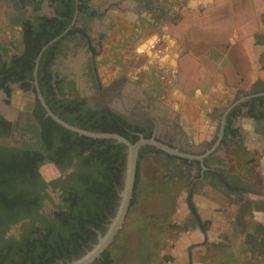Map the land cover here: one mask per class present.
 <instances>
[{
	"label": "flooded vegetation",
	"instance_id": "flooded-vegetation-1",
	"mask_svg": "<svg viewBox=\"0 0 264 264\" xmlns=\"http://www.w3.org/2000/svg\"><path fill=\"white\" fill-rule=\"evenodd\" d=\"M126 2L135 6L149 4L145 12L157 11L164 22L169 18L163 9L161 11L163 6L157 0H0V149L35 151L39 158L35 167L37 191L34 203L29 208L5 215L0 221V253L7 254L10 250L13 261H19L23 254H27L35 262L44 253L45 260H40V264H59V261L77 258L96 241L97 231H104L105 223L114 212L117 191L111 213L101 223L102 228L89 226L91 232H82L74 238L70 228L61 226V218L69 209L70 194L76 190L74 179L91 170L93 165L83 160L89 150H82L81 145L75 143L74 135L67 136L60 131L56 124L63 130L69 129L56 122L44 105L61 118L54 107L72 112L75 108L65 105H75L74 100L89 97L92 89L98 87L96 58L101 53L105 37L104 18L109 9L122 8ZM122 93V89L116 93L115 101L120 109L118 116L124 118L126 124L140 125L138 121L124 117ZM261 96H264V83L254 86L245 98L238 96L219 116L209 141L199 144L188 138L185 140L184 131L178 129L174 119H168V129L177 134L174 142L160 137L156 118L145 113H140L146 122L141 131L129 129L112 112L111 116H116L112 120L124 129V133H113L131 142L137 141L140 134L144 138L153 137L183 152V155H176L149 144L139 149V154L143 150L146 157L155 159L168 171L165 178L171 180L174 177L185 182L190 201L193 193L202 188V183L233 201L250 184L232 171L224 172L231 164L228 158L233 159L227 147L229 144L236 149L243 147L242 120L245 118L254 121L255 130H264V101L259 104L254 100ZM145 98L142 105H151L153 99ZM246 151L244 148L240 156ZM46 164L53 170L48 177L40 171ZM204 222L195 208L194 213L189 208L186 224L206 229L208 225L204 226ZM59 247L65 252L55 253ZM102 253L91 263L98 264Z\"/></svg>",
	"mask_w": 264,
	"mask_h": 264
},
{
	"label": "rangeland",
	"instance_id": "rangeland-1",
	"mask_svg": "<svg viewBox=\"0 0 264 264\" xmlns=\"http://www.w3.org/2000/svg\"><path fill=\"white\" fill-rule=\"evenodd\" d=\"M157 2L163 6L161 11L163 9V13L169 16L167 18L169 20L171 17L167 7L172 6L173 9V6L176 7V4L181 0H157ZM148 7L149 4L141 3L139 6H135L131 2H126L122 8L112 7L108 10L104 18L105 37L102 41L101 53L96 58L98 87L95 90L92 89V94L89 97L72 100L76 103L75 105L65 106L83 110L105 125L112 126V119L116 117L111 116L112 112L117 116L120 114L119 103L115 101L116 93L122 89L124 117L140 123V125L132 126L126 124L124 118L118 116L129 129L144 130L146 122L143 119L145 116L140 113H145L156 118L157 134L174 142L173 138L177 134L168 129V119H174L178 129L184 131V139L188 138L190 142L199 144L201 142L193 141L198 129L206 127V135L211 137L212 130L218 124L219 116L222 115L224 109L236 101L238 96L245 98L248 92L246 89L243 91L229 89L226 92L221 91L222 95L211 97V101L208 102L204 101L202 96L200 97L198 90L193 89L195 87L193 80H191V84L189 82L187 84L183 79H180V82L179 74L174 70L175 64L172 62L173 68H171L166 62L170 39L163 28L165 22L159 18L157 11L152 14L145 12L144 9ZM103 86L104 88L101 89ZM183 87H185L184 90H188V93H178ZM193 92L196 94L194 95ZM145 97L153 99L151 105H142V101L147 99ZM190 118L196 119V122H191ZM242 123L246 128H242L243 147L236 149L234 145H228L227 149H230L233 159L228 158L231 164L226 170H229L237 160H241L245 170L257 180V185L263 186V189L256 188V191L254 190L251 196H247L246 199L238 198L228 201L233 203L237 200V205L233 203L231 204L233 208H221L220 210L227 215V218L225 220L223 217L224 220L215 221L211 229L219 243L212 247L199 248L197 251L195 247L190 246L188 248V264H197V262L199 264H226L227 261L230 264H264V245H260L258 241L262 235L264 236V201H262L264 200V182L261 176V174L264 175V169H261L259 165L261 159L259 152L264 150V135L255 137V141L251 143L248 139L249 133L247 134V128H252L249 124L251 121L245 118ZM248 146L254 147L252 151L255 154L250 163H247L248 157L253 153L246 151L240 156V152ZM140 163L143 168L147 162L140 160ZM51 167L46 164L40 168L44 177L53 174ZM142 182L139 183L141 190L139 187L136 194L143 202L153 200L152 203H155L159 198L169 196L162 191L155 190L153 186V189L144 191L141 186ZM148 192H150V197H148ZM128 210L125 215V223ZM122 236L123 233L120 238ZM115 237L108 248L113 245ZM221 243L223 244L221 245ZM153 263L156 264V262ZM128 264L139 263L134 259Z\"/></svg>",
	"mask_w": 264,
	"mask_h": 264
},
{
	"label": "crops",
	"instance_id": "crops-1",
	"mask_svg": "<svg viewBox=\"0 0 264 264\" xmlns=\"http://www.w3.org/2000/svg\"><path fill=\"white\" fill-rule=\"evenodd\" d=\"M171 7H167L171 18L165 21L163 27L170 39L166 62L171 68V63L175 64L174 70L179 74V81L183 79L191 84L193 80V89L198 90L200 97L208 102L221 91L246 89L249 92L254 86L264 83V0H181L176 7ZM184 88L178 93H188ZM190 121L196 122V119L190 118ZM250 121L252 128H247V134L252 143L255 137L264 135L261 134L264 130H255L254 121ZM206 132V127L199 128L193 141H209ZM253 149V146L246 148L247 152L253 153L247 163L254 158ZM259 154V165L264 169V150ZM159 168L161 166L157 161H149L142 168V174L157 179ZM163 170L167 175L168 171ZM231 171L250 184L248 189L244 188L238 195L239 199L250 197L256 188L263 189L245 170L241 160H237L229 170H224ZM261 176L264 182V175ZM180 181L182 185L169 216H154V222L148 223L145 228L147 246L142 253L147 264H188L190 246L197 251L219 243L217 236L211 232L212 225L219 219L226 220L227 215L221 208H233V203H229L221 193L207 183H202V188L193 193L191 202L198 217L205 221L203 225L208 226L202 229L199 225L186 224L189 208L185 182L173 177L168 183L173 187ZM234 204L237 205L236 202ZM160 221H163V226ZM170 224L173 227H169Z\"/></svg>",
	"mask_w": 264,
	"mask_h": 264
},
{
	"label": "trees",
	"instance_id": "trees-1",
	"mask_svg": "<svg viewBox=\"0 0 264 264\" xmlns=\"http://www.w3.org/2000/svg\"><path fill=\"white\" fill-rule=\"evenodd\" d=\"M254 100L261 104L264 101V96L257 97ZM54 109L60 113L61 118L81 128L124 133L123 127L117 124L115 120L111 122V125L115 126L112 127L105 125L87 112H79L77 109L71 112L59 107H54ZM56 127L60 131L65 132L67 136L74 135L75 143L81 145L82 150H89L88 155L84 156L83 160L84 162L90 161L93 165L91 170L79 174L74 179L76 190L74 191L75 193L70 194L69 209L65 212L64 218H61V226L70 228L71 237L76 238L75 236L80 235L82 232H91V229L88 228L89 226L102 228L101 223L106 215L111 213L113 201L116 197L115 187H121L125 153L122 151L123 146L112 143L113 140L111 139H94L80 136L72 131L61 129L57 124ZM38 159V154L35 151L19 149L4 151L0 149V221L5 215L14 213L17 209L29 208L34 203V194L37 191L34 176ZM140 160L156 162L155 159L146 157L143 150L140 151L136 165L132 198L124 229L122 228L117 233L113 245L103 251L98 264H128L129 261L134 259L139 264H147L142 253L147 246L145 228L148 223L154 222L152 219L154 216L169 214L180 191L182 182L175 183L171 187L168 180H165L166 172H164L162 167L159 168L160 172L157 179L146 176L149 174H142ZM140 182H142L141 186L146 192L154 188L169 196H165L162 199L159 198L155 203H152L153 200L143 202L136 194L137 189L140 187ZM139 189L141 190V187ZM148 197H150V192H148ZM187 200L190 210L194 213L190 198L188 197ZM151 219L153 220L152 222ZM160 224L163 226V221H160ZM162 226H158L161 231H163ZM169 227H173V225L170 224ZM258 229L260 230L261 227L259 226ZM122 233L123 236L120 238ZM258 241L260 245H264V236L262 235ZM45 245L50 246L47 243ZM63 252L65 250L62 247L55 250L57 254H62ZM11 253L10 250H7V254L0 253V264H40V260L44 259L45 256V253L39 255L38 261L35 260L34 262L33 260L32 262L27 254H23L19 261H13ZM226 264H230V262L227 261Z\"/></svg>",
	"mask_w": 264,
	"mask_h": 264
},
{
	"label": "water",
	"instance_id": "water-1",
	"mask_svg": "<svg viewBox=\"0 0 264 264\" xmlns=\"http://www.w3.org/2000/svg\"><path fill=\"white\" fill-rule=\"evenodd\" d=\"M44 106L47 113L65 128L76 132L77 134L85 135L91 138L111 139L113 142L124 146L123 151L125 153V161L121 177V187L116 188V206L113 214L108 218V221L104 225V231H97L96 241L91 243L90 248L85 249L83 254L65 262L59 261V264H90L108 247L125 223V215L129 208L133 193L135 171L140 147L149 144L176 155H183V152L179 151L177 148H172L163 144L153 137L144 138L141 134L139 135V139L137 141L131 142L124 136L117 133L84 129L63 121L56 114L52 113L46 105ZM220 135L221 134H219V136Z\"/></svg>",
	"mask_w": 264,
	"mask_h": 264
}]
</instances>
